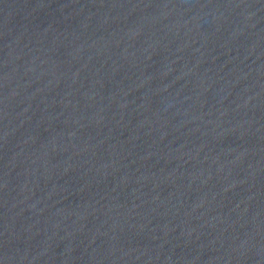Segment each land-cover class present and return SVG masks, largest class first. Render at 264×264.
Instances as JSON below:
<instances>
[{"label": "water", "instance_id": "obj_1", "mask_svg": "<svg viewBox=\"0 0 264 264\" xmlns=\"http://www.w3.org/2000/svg\"><path fill=\"white\" fill-rule=\"evenodd\" d=\"M0 264H264V0H0Z\"/></svg>", "mask_w": 264, "mask_h": 264}]
</instances>
